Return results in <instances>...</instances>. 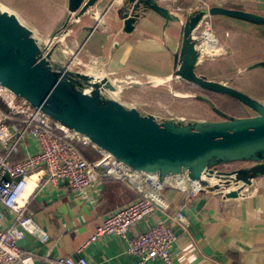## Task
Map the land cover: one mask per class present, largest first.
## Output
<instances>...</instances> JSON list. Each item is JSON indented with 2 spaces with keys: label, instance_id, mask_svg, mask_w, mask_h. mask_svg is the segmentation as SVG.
<instances>
[{
  "label": "crops",
  "instance_id": "0c3cea01",
  "mask_svg": "<svg viewBox=\"0 0 264 264\" xmlns=\"http://www.w3.org/2000/svg\"><path fill=\"white\" fill-rule=\"evenodd\" d=\"M20 1L30 3V8L37 11V17L46 24L42 30L30 26L22 18L17 7ZM157 1L166 3L169 7L166 8L178 19L166 20L153 10L144 8L139 10V18L131 33L124 32L122 10L133 7L127 0H98L78 18L69 13L68 0H17L9 4L36 38L66 36L67 45L79 53L83 70L94 76L117 79L123 104L136 108L142 114L171 117L175 109L168 108L169 93L165 90L184 92V87L179 84L186 81L174 76V55L181 49L187 16L200 9L218 7L264 17V0ZM177 12L183 13V19ZM208 19L212 25V32H207L211 41L208 50L206 45L202 48L205 52L200 49L197 73L226 84L227 79L242 72L244 67L234 73L209 77L200 71L203 63L216 62L222 52L226 56H234L236 47H240L243 53L244 49L264 47V25L219 14ZM198 31L199 28L194 33L196 37ZM198 40V44L203 42L202 37ZM229 52L231 54H226ZM211 55L217 56L209 58ZM261 60L264 58L248 62ZM158 89L160 91L156 93ZM82 149L88 150L90 159L101 157L99 151L90 146ZM36 150V141L30 139L18 154L12 155V160L34 154ZM223 165L226 169H219L223 172L246 166L240 163L229 169V165ZM201 183L207 182L202 180ZM215 186L198 194H188L193 183L186 179V175L168 178L163 187L148 184L146 191L157 201L160 211L150 221L138 224L129 237L156 221L167 222L170 219L168 215H174L181 208L188 224L185 228L176 227L177 241L172 250L174 264H264V174L249 184L236 183L224 195L215 193ZM232 191H237L238 195L227 196ZM137 196L133 188L118 181H106L96 190L71 191L63 183L49 185L43 172L35 174L30 179L23 203L27 202V210L49 233L50 240L45 243L37 236L28 235L18 244L33 256L36 264H51L47 254L52 258L82 255L93 264H136L137 259L127 252V241L118 236L89 244L81 252L78 249L106 216ZM15 223L14 214L0 205V227L7 228ZM149 264L167 263L158 258Z\"/></svg>",
  "mask_w": 264,
  "mask_h": 264
},
{
  "label": "water",
  "instance_id": "95a60500",
  "mask_svg": "<svg viewBox=\"0 0 264 264\" xmlns=\"http://www.w3.org/2000/svg\"><path fill=\"white\" fill-rule=\"evenodd\" d=\"M98 0H68V11L80 17ZM132 9L122 10L124 32L131 33L139 10L148 8L166 20H176L157 0H127ZM139 12V14H138ZM226 15L264 25V17L223 8L190 13L183 24V42L174 55V76L198 87L226 94L255 112L254 116L209 121L184 112L171 117L142 114L113 96L119 82L108 77L70 70L52 61L14 13L0 10V83L62 126L79 132L99 149L134 171L166 177L186 175L202 182V176L249 184L264 174V105L237 89L196 72L201 60L195 31L206 16ZM257 65H264L259 63ZM242 162L245 167L214 171L219 164ZM219 184H216L217 187ZM237 191L227 194L236 197Z\"/></svg>",
  "mask_w": 264,
  "mask_h": 264
},
{
  "label": "built area",
  "instance_id": "2783aa9c",
  "mask_svg": "<svg viewBox=\"0 0 264 264\" xmlns=\"http://www.w3.org/2000/svg\"><path fill=\"white\" fill-rule=\"evenodd\" d=\"M209 17H204L198 27L199 29L204 28V32L208 33L212 32ZM65 37L64 35L53 36L46 44V47H50L45 49L46 52L43 53V56L51 48L54 49L55 41H64ZM198 48L201 49V44H198ZM64 52L68 53L67 50ZM68 54L71 55V58L64 67L83 72L80 67L81 62L77 57L78 54L71 50ZM52 57V61L56 62L54 54ZM103 77L107 76L99 78ZM116 81L117 79L112 80L113 83ZM30 139L37 143L36 152L27 154L21 160H12V155L18 154ZM80 145L81 147H92L99 151L101 157L96 160L88 158ZM40 172L46 175L49 185L59 186L63 183L71 191L87 188L96 190L106 181H118L133 188L138 194L135 200L106 216L96 226L90 237L81 244L78 252H81L89 244L118 236L127 241V252L137 259L136 264H149L158 258L167 264H174L172 250L177 241L176 227L185 228L188 224L181 208L174 215H168L170 219L167 222L156 221L143 231L129 237L130 232L138 224L150 221L160 211L157 201L148 195L147 185L163 187L166 186L167 179L172 177H166L159 182L157 174L132 170L109 153L96 147L79 132L62 126L41 109L32 106L26 99L17 96L1 83L0 205L14 214L16 223L7 228L0 227V264H36L33 256L22 250L18 242L28 235L37 236L45 243L50 240L49 233L37 224L32 213L27 210V202L23 203L24 196L29 189L30 179ZM213 178L215 177L202 176V180L207 183L197 182L187 193L194 195L201 191H208L212 186L219 184L217 178L216 181H212ZM186 179L194 183L188 176ZM235 184L234 182L228 186L219 184L215 193L224 195ZM47 257L51 264H93L82 255L77 257L61 255L52 258L50 254H47Z\"/></svg>",
  "mask_w": 264,
  "mask_h": 264
},
{
  "label": "rangeland",
  "instance_id": "374dc122",
  "mask_svg": "<svg viewBox=\"0 0 264 264\" xmlns=\"http://www.w3.org/2000/svg\"><path fill=\"white\" fill-rule=\"evenodd\" d=\"M16 1L17 0H6V1L0 0V7L5 8L6 11H8L9 13H14L17 16H19L16 10L12 7V5L9 4L10 2H16ZM18 5L19 6L17 7H19L18 9L22 15V18L30 26L32 25L42 30L46 24L37 17V11L34 8H30L29 6L30 3L27 4L24 1H20ZM162 5L165 7L167 6L166 3H162ZM170 9L172 10L173 8L171 7ZM177 14H180L181 19H183L184 16L182 12H177ZM203 33H204V28H200L197 36L202 37ZM41 39L38 40L42 44V49H47L46 44L50 42L52 38H48V39L41 38ZM236 48L234 49V53H233L234 56H226L224 52H222L221 54H219L218 57L219 60H217L216 62L211 63V61H206L205 63H203L204 66L200 68V71L206 72V75L212 77L224 73H232L237 69L240 71V69L244 67L242 72H238L236 75H234L233 78L231 77L230 79H227L226 84L237 89L240 92H243L244 94H247L248 96L252 97L256 101L264 105V65H257L259 63H263L264 60L254 61L251 62L250 64L248 62L249 60H252L254 58H264V47H258L255 50L244 49V53L242 52V49H240V47H236ZM64 50H67L68 53L71 50L72 52L79 55L78 52L73 51L72 48L67 45L66 39H64V41H55L54 55H56L57 57L56 64L58 65L66 66V62H68V60L71 58V55L68 53L66 54ZM226 54H231V52ZM216 56L217 55L214 56L211 55L209 58H214ZM82 66L83 64L81 62L80 67L82 68ZM197 70L198 69H196V72ZM81 71L87 73L89 72L86 69L85 70L81 69ZM110 80L112 82L114 78ZM209 80L212 79L210 78ZM179 85L184 87L182 90L184 92H178L175 91V89H172L171 92L167 90L166 87L160 86L161 88L166 89L165 90L166 93H169L168 99L170 102L167 105L170 106L168 108L175 109V113L184 112L194 116H198L200 118L209 121H222L227 118H243V117H251L255 115L254 111L246 107L239 100L235 99L232 96H228L226 94H219L214 91H210L198 87L196 85H193L187 81ZM159 91L160 89H158L156 93H158ZM108 96L112 97L113 95L109 93ZM114 98H116V100H119L121 102L123 100L122 94L120 93H116V97ZM126 106L130 107L129 105ZM84 153L87 156H89L87 149H84ZM96 159H99V157L93 158V160ZM240 163L242 162L237 161V162H229L226 164L229 165V169H231L233 167L238 166ZM223 168L226 169L223 164H219L216 167H214V169L216 170ZM217 183L220 184L219 179H217ZM213 184L215 185V183Z\"/></svg>",
  "mask_w": 264,
  "mask_h": 264
},
{
  "label": "bare ground",
  "instance_id": "6f19581e",
  "mask_svg": "<svg viewBox=\"0 0 264 264\" xmlns=\"http://www.w3.org/2000/svg\"><path fill=\"white\" fill-rule=\"evenodd\" d=\"M0 10H2V11H6L5 8H1V7H0ZM206 33H207V32H204V33H203V36H202V40H203V42L201 43V50H202V48H203L205 45H206L205 47H206L207 50H208V45H209V42L211 41V37H210V35H209L208 33H207V34H206ZM49 47H50V46H47V49H49ZM202 52H205V51L202 50ZM52 58H53V57H52ZM134 81H135V80H134ZM116 93H118V92H116ZM116 93H115V94H116ZM172 180H173V179H172ZM213 180H215V178H213L212 181H213ZM178 183H179V181H178ZM194 184H197V182H194V183H193V186H194Z\"/></svg>",
  "mask_w": 264,
  "mask_h": 264
},
{
  "label": "trees",
  "instance_id": "16d2710c",
  "mask_svg": "<svg viewBox=\"0 0 264 264\" xmlns=\"http://www.w3.org/2000/svg\"><path fill=\"white\" fill-rule=\"evenodd\" d=\"M80 148H83V147H81V145H80ZM22 158H20V159H18V160H21ZM17 161V160H16Z\"/></svg>",
  "mask_w": 264,
  "mask_h": 264
},
{
  "label": "flooded vegetation",
  "instance_id": "af4514ba",
  "mask_svg": "<svg viewBox=\"0 0 264 264\" xmlns=\"http://www.w3.org/2000/svg\"><path fill=\"white\" fill-rule=\"evenodd\" d=\"M74 71H76V70H74Z\"/></svg>",
  "mask_w": 264,
  "mask_h": 264
}]
</instances>
